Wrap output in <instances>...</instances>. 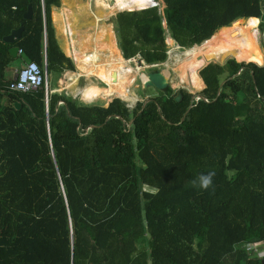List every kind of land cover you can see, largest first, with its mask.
Here are the masks:
<instances>
[{"label": "trees", "instance_id": "16d2710c", "mask_svg": "<svg viewBox=\"0 0 264 264\" xmlns=\"http://www.w3.org/2000/svg\"><path fill=\"white\" fill-rule=\"evenodd\" d=\"M114 2L131 10L114 17L123 58L108 30L97 45L108 61L74 51L103 83L82 97L109 99L115 88L132 96L125 60L164 64L168 37L185 51L178 77L204 85L203 98L170 89L157 67L142 92L148 102L133 108L64 92L46 105L43 87L10 92L11 47L42 72L45 58L48 77L74 66L52 24L60 0H0V264H264V66L239 58L205 66L240 44L242 19L264 28V0H161L162 10L147 8L155 0ZM22 22L21 36L3 41ZM209 171L211 188L192 185Z\"/></svg>", "mask_w": 264, "mask_h": 264}, {"label": "rangeland", "instance_id": "374dc122", "mask_svg": "<svg viewBox=\"0 0 264 264\" xmlns=\"http://www.w3.org/2000/svg\"><path fill=\"white\" fill-rule=\"evenodd\" d=\"M65 2L69 4L68 7L70 8V14H72L69 17V21L71 22L73 30L74 45L77 50H81L82 54H91L95 51H98L97 45H100L101 42L107 44V39L102 40V38L97 37L98 34H103V31L106 30L110 31V33H114V29L110 24V20H113L115 15L119 12L131 11L115 10L114 8H112V6L115 4L114 0H65ZM155 4L156 5L154 6H158L160 10L164 8L161 0H155ZM147 8L152 7L148 6ZM133 11L139 10L134 9ZM258 22V20H253L249 23L245 22L244 20L239 21L238 29L242 31L241 33L236 35L235 39L236 41H240V44H237L232 49L230 55H226L221 60L208 62L206 65L211 63H218L223 65L229 59L239 58L240 60H247V62L250 61L252 63L254 62L255 64L257 63V65L264 66V28L260 27L258 25ZM244 29L249 31L243 32ZM172 44L173 42L169 41L167 37L165 40V45L169 50L168 53L170 55V58H168V60L163 65L157 66V69L164 76L165 84H167L172 90H177L182 87L187 89L191 93L200 92L204 86L202 88L195 89L189 84L187 79H180L178 77V73L175 71L176 64L174 62L179 61V59L184 55V51L177 50L174 44ZM108 60L109 57L107 55H103V52H96L97 62H106ZM126 66L131 67L133 70L128 75L130 77V80H132L128 90L129 93L135 98L131 100L130 98L125 99L129 107L131 106L133 108L137 102H145L147 100V96H143L142 92L146 87L144 86V84L147 85L148 83L147 78L145 77H149L150 71L149 68L145 67L143 64H139L136 59L128 60ZM200 70H197V72H199ZM89 83L97 84V81L94 78H90ZM97 87L103 86L97 85ZM148 89L149 90L147 94L149 96H153L155 94V91L151 88ZM112 98H117L116 94L111 96L109 99L96 98L94 101L103 102L108 101ZM247 249H254L256 251V253L254 254L257 255V257L263 256V248L261 246L251 244L247 246Z\"/></svg>", "mask_w": 264, "mask_h": 264}, {"label": "crops", "instance_id": "0c3cea01", "mask_svg": "<svg viewBox=\"0 0 264 264\" xmlns=\"http://www.w3.org/2000/svg\"><path fill=\"white\" fill-rule=\"evenodd\" d=\"M68 6H69V4H67L65 2V0L60 1V7L52 8L51 19H52V24L54 27L55 38L57 40L58 47L63 52V54L72 61L73 66H74V70H72V71L66 70L63 72V74L60 77H57V78H54L52 75L49 77L46 75L47 81L49 80L48 81V87H49L51 94H53V93L60 94V93L64 92L65 94L70 95L73 98H77L78 100H80L83 103L87 102L85 104L96 103L94 100L96 98H100V97H96V98L91 99L89 101H86L82 97L83 91L86 88H88V86L90 84L89 83L90 78H94V77L89 76L85 70V69H89V66H83V63L81 61H77L75 59V55H74L75 53L77 54V56H80V55L82 56V53H81L80 49L79 50L76 49L74 42L71 45V41H72V38L74 40V36L71 37V35L69 33H67V29L69 28V26L72 29L71 22L69 21V17L72 14H70V8ZM242 20H244V19H242ZM110 21H112V23H110V24L112 25V28L114 29V19L110 20ZM111 34H112V37L114 40L115 47L117 48V50L120 53V56L122 57L121 52L117 46V39H116L115 31H114V33L112 32ZM100 38H102V40L108 39L106 34H103V36ZM168 40L171 41L170 38H168ZM74 51H75V53H74ZM168 52H169V50H168ZM83 55L89 56L90 54H84L83 53ZM16 58H17V60L14 61L7 68V77L9 78V80H13L16 73L19 70H21V68L25 65V63H27V61L23 57V54H21V53H18V56ZM125 61H128V60H125ZM45 67H46V59L44 58L43 70H45ZM82 68H85V69H82ZM145 78H147V81L149 82V77H145ZM96 85L102 86L103 83L97 82ZM144 86H146V84H144ZM117 98L120 99V97H117ZM101 99H103V98H101ZM112 99H110L108 101H103L104 103L103 102L102 103L104 105H107L109 102L112 101Z\"/></svg>", "mask_w": 264, "mask_h": 264}, {"label": "built area", "instance_id": "2783aa9c", "mask_svg": "<svg viewBox=\"0 0 264 264\" xmlns=\"http://www.w3.org/2000/svg\"><path fill=\"white\" fill-rule=\"evenodd\" d=\"M151 5L150 7H155V3ZM175 48L179 50V48ZM19 53H22V51L20 50ZM168 58H170L169 53H167V59ZM158 65L144 66L147 68H151L157 67ZM42 87L44 90V101L47 105L51 92L48 87L45 70L42 72L40 67L35 62H27L21 68V70L16 73L14 79L9 82V84L7 85V90L16 93H32L38 91ZM127 107L132 108L131 106L129 107V105H127Z\"/></svg>", "mask_w": 264, "mask_h": 264}, {"label": "water", "instance_id": "95a60500", "mask_svg": "<svg viewBox=\"0 0 264 264\" xmlns=\"http://www.w3.org/2000/svg\"><path fill=\"white\" fill-rule=\"evenodd\" d=\"M23 17H24V19H29V18L31 17V9H30V6H28V9H27V11L23 14ZM244 20H245V19H244ZM110 23H112V21H110ZM164 25H165V23H164ZM23 28H24V27H23V22H22L18 28L11 30V32H10L8 35L4 36V37H3V41L8 42V44H13L14 40L17 39V38H19V37L21 36V33H22V31H23ZM19 50H20V49H19L18 47H12V48L9 49V54H11L13 57H17V56H18V53H19ZM237 62H238V61H237ZM244 64H247V63H244ZM165 73H166V72H165ZM45 74L47 75V68H46V67H45ZM162 76H163V75H162ZM162 83L165 84L164 76H163V81H162ZM221 86H222V84H220L219 89H220ZM191 98H193V99L196 100V99L203 98V96L200 95L199 92H195V93H192V97H191ZM120 100H121L123 103H125L126 106L128 105L127 102H126L125 100H122L121 98H120ZM147 102H148V100H146V101L144 102V104L147 103ZM15 107L18 108V107H19V104H15ZM142 109H143V107H142ZM141 111H142V110H141ZM141 111H140V112H141Z\"/></svg>", "mask_w": 264, "mask_h": 264}, {"label": "clouds", "instance_id": "9594fccd", "mask_svg": "<svg viewBox=\"0 0 264 264\" xmlns=\"http://www.w3.org/2000/svg\"><path fill=\"white\" fill-rule=\"evenodd\" d=\"M214 176V171H209L206 174L201 173L192 181V185L198 187L200 190H208L212 187Z\"/></svg>", "mask_w": 264, "mask_h": 264}, {"label": "bare ground", "instance_id": "6f19581e", "mask_svg": "<svg viewBox=\"0 0 264 264\" xmlns=\"http://www.w3.org/2000/svg\"><path fill=\"white\" fill-rule=\"evenodd\" d=\"M155 2H152V4H154ZM114 9L115 10H119V8H117V7H114ZM111 15V14H110ZM208 41V40H207ZM207 41H205V42H207ZM205 42H204V44H205ZM197 47H199V46H197ZM194 48V47H193ZM128 62V61H127ZM177 73H178V70H175ZM179 74V73H178ZM98 93V92H97ZM113 94H116V96L118 97L119 96V90H118V88H115L114 89V92H113ZM86 101H89V100H91V99H89L87 96H84L83 97ZM121 98H126V99H129L130 98V100L131 99H133V98H135L133 95L132 96H128V95H125V96H121Z\"/></svg>", "mask_w": 264, "mask_h": 264}]
</instances>
